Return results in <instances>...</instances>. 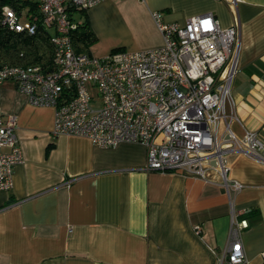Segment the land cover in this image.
Returning <instances> with one entry per match:
<instances>
[{
  "label": "crops",
  "instance_id": "obj_1",
  "mask_svg": "<svg viewBox=\"0 0 264 264\" xmlns=\"http://www.w3.org/2000/svg\"><path fill=\"white\" fill-rule=\"evenodd\" d=\"M153 12L179 24L212 13L222 27L237 17L229 126L237 136L255 131L264 143V0H239L236 10L224 0H102L85 12L96 36L90 53L162 45ZM0 110L16 116L22 151L11 187L0 191V264H216L230 200L248 221L245 256L264 264V151L261 160L227 154V175L242 185L229 199L214 171L204 181L147 170L140 143L98 147L85 136L53 135L54 108L31 105L11 80L0 85Z\"/></svg>",
  "mask_w": 264,
  "mask_h": 264
},
{
  "label": "built area",
  "instance_id": "obj_2",
  "mask_svg": "<svg viewBox=\"0 0 264 264\" xmlns=\"http://www.w3.org/2000/svg\"><path fill=\"white\" fill-rule=\"evenodd\" d=\"M100 1L39 0L38 17L4 5L2 22L10 30L32 34L40 24L50 32L53 69L4 63L0 85L11 80L31 105L52 106L53 135L85 136L98 147L140 143L147 170H180L204 181L214 171L230 199L242 185L227 175V154L240 152L261 160L264 151L257 132L237 136L229 126L234 118L230 86L237 71V17L222 27L212 13L179 24L165 23L153 12L162 45L103 56L76 53L71 35L81 20L74 13ZM224 1L236 10L239 0ZM21 159L16 116L0 110V191L11 187L13 167ZM230 212L227 242L216 254V264H250L241 244L248 221L237 218L241 212L231 200ZM261 256L264 259V251Z\"/></svg>",
  "mask_w": 264,
  "mask_h": 264
},
{
  "label": "trees",
  "instance_id": "obj_3",
  "mask_svg": "<svg viewBox=\"0 0 264 264\" xmlns=\"http://www.w3.org/2000/svg\"><path fill=\"white\" fill-rule=\"evenodd\" d=\"M38 2L39 0H0V65L39 66L44 71L53 69V45L49 31L40 24L32 34L12 31L2 22L4 5L11 6L17 13L27 7L28 14L38 17ZM71 39L76 53H90L89 48L96 41V36L86 14L72 33Z\"/></svg>",
  "mask_w": 264,
  "mask_h": 264
},
{
  "label": "rangeland",
  "instance_id": "obj_4",
  "mask_svg": "<svg viewBox=\"0 0 264 264\" xmlns=\"http://www.w3.org/2000/svg\"><path fill=\"white\" fill-rule=\"evenodd\" d=\"M21 11H22V12H25L24 9H22ZM85 14H86L85 12L77 11L76 14H74V17H75V19L78 20V19H80L81 17H84ZM21 21L24 22V21H25V18H22ZM113 50H114V49H113ZM115 50H116V49H115ZM102 56H103V55H102ZM92 105H94L95 107H97V106H99V103H94V104L92 103Z\"/></svg>",
  "mask_w": 264,
  "mask_h": 264
},
{
  "label": "water",
  "instance_id": "obj_5",
  "mask_svg": "<svg viewBox=\"0 0 264 264\" xmlns=\"http://www.w3.org/2000/svg\"><path fill=\"white\" fill-rule=\"evenodd\" d=\"M211 164L214 165V162L212 161Z\"/></svg>",
  "mask_w": 264,
  "mask_h": 264
}]
</instances>
